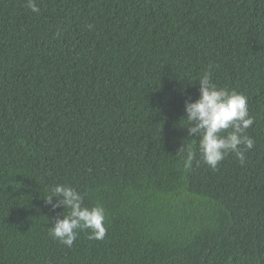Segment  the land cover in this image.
Instances as JSON below:
<instances>
[{
	"label": "trees",
	"instance_id": "16d2710c",
	"mask_svg": "<svg viewBox=\"0 0 264 264\" xmlns=\"http://www.w3.org/2000/svg\"><path fill=\"white\" fill-rule=\"evenodd\" d=\"M35 3L0 0V264H264V0ZM207 71L247 97L243 163L188 136ZM56 184L103 239L50 235Z\"/></svg>",
	"mask_w": 264,
	"mask_h": 264
},
{
	"label": "clouds",
	"instance_id": "9594fccd",
	"mask_svg": "<svg viewBox=\"0 0 264 264\" xmlns=\"http://www.w3.org/2000/svg\"><path fill=\"white\" fill-rule=\"evenodd\" d=\"M26 6L33 12H39L35 0H26ZM197 81L199 97L195 100L186 99L184 103L188 136L196 137L203 162L213 169L229 153H234L243 163L245 152L252 149L255 143L253 138L246 135V130L254 123L253 117L249 115L247 97L235 90L217 87L212 82L210 71L205 72ZM193 159L194 153L190 149L185 167L191 166ZM45 201L54 209L61 206L64 209L62 218H52L54 224L50 227V235L60 243L72 247L78 230H90L89 239L101 240L105 237L103 207L83 206V196L72 186L56 184ZM65 209H68L66 215Z\"/></svg>",
	"mask_w": 264,
	"mask_h": 264
}]
</instances>
